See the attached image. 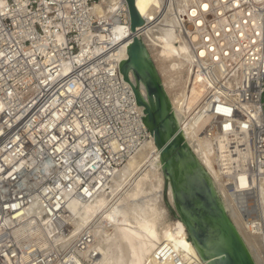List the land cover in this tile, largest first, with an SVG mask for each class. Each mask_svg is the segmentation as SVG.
I'll use <instances>...</instances> for the list:
<instances>
[{
  "label": "built area",
  "instance_id": "obj_1",
  "mask_svg": "<svg viewBox=\"0 0 264 264\" xmlns=\"http://www.w3.org/2000/svg\"><path fill=\"white\" fill-rule=\"evenodd\" d=\"M103 1L0 0V264H91L88 229L72 239L62 221L67 201L107 185L150 132L116 55L117 27L131 26L127 2L101 16ZM157 17L174 20L207 86L201 135L216 155L225 139L229 176L248 181L231 188L235 207L264 225V1L161 0ZM30 205L48 226L19 218Z\"/></svg>",
  "mask_w": 264,
  "mask_h": 264
},
{
  "label": "bare ground",
  "instance_id": "obj_2",
  "mask_svg": "<svg viewBox=\"0 0 264 264\" xmlns=\"http://www.w3.org/2000/svg\"><path fill=\"white\" fill-rule=\"evenodd\" d=\"M116 5L117 0H104L96 4V12L104 16L114 11ZM135 5L143 20L146 18L152 21L143 37L139 32H135V37L144 40L151 54L171 100L180 129L193 152L210 173L227 212L245 240L256 264H264V225L252 226L235 207L234 195L230 192L234 187L238 190L245 189L248 181L243 174L235 180L229 176L232 170L227 165L229 158L225 153L226 140H220V155H216L211 147L212 141L200 133L201 127L209 119L207 118L209 116L197 112L207 86L200 75L194 76L193 67L189 70L190 76L187 75L188 69L192 66L191 52L176 34L174 20H161L157 17L161 0H135ZM133 37L131 26L117 27L114 39L121 41L116 48L119 64L127 59V46ZM120 75L124 80L121 72ZM189 77L192 78L191 86H194L190 94ZM130 78V83L136 84L132 74ZM124 82L135 96L132 86L127 81ZM141 89L145 93L144 88ZM193 94L197 103L194 105L191 102ZM138 107L144 117V108ZM218 157H222L224 161L220 162L225 164L224 171L216 166ZM163 179L160 150L156 148L153 135L149 132L137 154L115 171L107 185L103 184L99 188L94 186L83 195L79 194L67 201L66 211L61 216L62 221L72 225L70 230L72 239L84 229H88L92 242L83 256L90 258L92 253L97 254L91 264H172L168 257L170 253L180 255L189 263L194 261L197 264L208 263L203 262L198 255L194 244L188 239L184 223L179 218L175 222L163 221L165 208L158 193L146 200L136 199L147 189L150 191L157 189V186L160 188ZM167 191L173 204L170 185L167 186ZM260 194L264 208V180L260 185ZM19 218L42 222L47 226L50 223L49 216L44 215L35 205L25 209ZM89 221L94 225L91 226ZM65 236L59 235L58 238L62 239ZM158 254H163L165 260L163 261Z\"/></svg>",
  "mask_w": 264,
  "mask_h": 264
},
{
  "label": "water",
  "instance_id": "obj_3",
  "mask_svg": "<svg viewBox=\"0 0 264 264\" xmlns=\"http://www.w3.org/2000/svg\"><path fill=\"white\" fill-rule=\"evenodd\" d=\"M134 37L127 46L128 57L120 72L144 108L142 122L153 135L165 179L164 201L185 225L188 239L207 264H256L245 240L227 212L213 179L189 146L173 112L169 95L151 54L135 28L144 24L135 0H126ZM130 74L136 84H131ZM141 87L144 88L145 93ZM173 195L172 208L166 188Z\"/></svg>",
  "mask_w": 264,
  "mask_h": 264
},
{
  "label": "rangeland",
  "instance_id": "obj_4",
  "mask_svg": "<svg viewBox=\"0 0 264 264\" xmlns=\"http://www.w3.org/2000/svg\"><path fill=\"white\" fill-rule=\"evenodd\" d=\"M192 68V66L188 69V71H187V75L188 76H190V69ZM190 78V77H189ZM192 78H190V82H189V85H188V89H189V94L190 93H192L193 92V87L194 86H191V84H192V80H191ZM195 94V93H194ZM193 94V98H192V100H191V102H192V105H194V104H197L196 103V101L194 100L195 99V95ZM196 94H198V93H196ZM202 128V127H201ZM201 130V129H200ZM161 187L159 188L158 186H157V189H150V191L147 189L145 192H144V194H142V195H140V196H138V197H136V199L138 200V201H141V200H146V199H149V198H152V197H154L157 193L159 194V196H160V200H161V202H162V205L164 206V208H165V212H164V217H163V221L165 220L166 222H175L177 219H178V217H175L174 215H173V213L171 212V210L169 209V207H168V205L166 204V202L164 201V186H165V180L163 179L162 180V182H161ZM161 189V190H160ZM162 195V196H161ZM166 197H167V202H168V204L171 206V208H172V203L170 202V200H169V197H168V191H167V188H166ZM132 199H130V201H131ZM90 223L89 224H91V226H93L94 224L91 222V221H89Z\"/></svg>",
  "mask_w": 264,
  "mask_h": 264
}]
</instances>
